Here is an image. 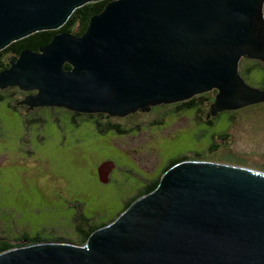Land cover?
Here are the masks:
<instances>
[{"label": "water", "instance_id": "water-1", "mask_svg": "<svg viewBox=\"0 0 264 264\" xmlns=\"http://www.w3.org/2000/svg\"><path fill=\"white\" fill-rule=\"evenodd\" d=\"M101 0H0V51L58 30ZM264 0H113L81 37L57 35L12 58L0 89L35 94L33 107L127 118L216 89V112L263 102L237 73L264 62ZM71 66L66 71L64 65ZM18 104V105H19ZM114 165L98 167L107 183ZM0 264H264V174L183 161L84 245L46 242L0 253Z\"/></svg>", "mask_w": 264, "mask_h": 264}, {"label": "rangeland", "instance_id": "rangeland-1", "mask_svg": "<svg viewBox=\"0 0 264 264\" xmlns=\"http://www.w3.org/2000/svg\"><path fill=\"white\" fill-rule=\"evenodd\" d=\"M262 16L264 20V3ZM4 58L8 62L11 57ZM241 59L240 77L247 68L259 66L250 58ZM261 75L262 70L255 71L244 80L258 89ZM10 94L16 110L7 106ZM217 94L216 89L201 94L209 101L201 106L200 115L192 110L177 113L176 104H157L127 118L91 113L95 116L87 119L86 113L80 118L71 114L72 124L64 107L26 109L28 105L19 103L29 93L0 90L4 98L0 103V237L26 231L30 238L60 237L80 245L76 215L91 224L107 223L125 198L182 157L264 174V101L213 116ZM206 113L208 119L221 114L208 125ZM97 122L101 127L119 124L123 132L100 135ZM196 154L201 157L196 159ZM104 162L114 167L108 183L102 185L98 167Z\"/></svg>", "mask_w": 264, "mask_h": 264}, {"label": "trees", "instance_id": "trees-1", "mask_svg": "<svg viewBox=\"0 0 264 264\" xmlns=\"http://www.w3.org/2000/svg\"><path fill=\"white\" fill-rule=\"evenodd\" d=\"M111 1H113V0H101V1L88 3L84 6L76 9L71 14V16L66 21V23L60 29L39 31V32L33 33L29 36H26V37H24L18 41L11 43L5 49L0 51V72L9 68L10 63L12 61V58H18L25 51L34 52V53L40 52V49H44L45 47H47L57 35L65 33V34L72 35L75 37L83 36L89 28L91 19L93 17L99 15L100 13H102L103 10L106 8V6ZM5 56H10L11 57L10 61H8V62L5 61L4 60ZM253 66L250 68H247L245 70V72L243 73V79H244V76L246 77V75H250L252 72L254 73L255 71L257 72V71L262 70L263 75H261V80L264 82V68L262 69L257 65L256 66L253 65ZM64 69L66 71H69L72 68L70 65L65 64ZM7 89L15 90L16 92L21 90L19 88L7 87V88L3 89V91L6 92ZM9 97H10V99L7 102L8 108L16 110V108H17L16 103H15L16 106L12 104L13 103L12 99H14L12 94H10ZM3 101H4V98L0 97V103ZM208 101L209 100L207 97H203L200 94V95H196L193 98L186 100L184 102L176 103L177 107H175V109H176L177 113L182 112V111L192 110L194 113L200 115L201 106H204V104H206ZM63 109L64 108H62V110ZM64 110L66 111V109H64ZM68 111H70V110H67V114H69ZM71 114H73L74 116L79 117V118L85 116L83 113H80V112H71L69 115H71ZM207 114L208 113H206L205 117L209 116ZM86 115H87L86 116L87 119L95 116V115H91V113L86 114ZM99 116H103V114L101 113V114L96 115V117H99ZM107 116H109V115H107ZM218 116H219V114L213 119L206 118L207 124L208 125L212 124V122L216 118H218ZM38 117H40V116H38ZM73 121H74V118L72 116L71 117L72 124H74ZM95 130L100 135H103V134L108 133V132H111L113 135L114 134L118 135L119 133L123 132V130L120 128L119 124H116V123L115 124L111 123L109 126L106 125V127H101V125L97 122ZM82 141L83 140L78 139L77 143L80 144V143H82ZM85 144H86V142H85ZM85 149H87V148H85ZM73 154L76 155L75 152H73ZM196 157H198L196 159H199L201 157V155L196 154ZM185 160H186V158L182 157L178 160H174V161L169 162V164L162 170L161 175L159 177L155 178L154 180L149 181V183L144 182V185L140 189H138L136 191V193L134 192L135 194H131L130 196L125 198V200L122 201V203H121L122 205H121L120 209L118 211L117 210L113 211L112 215H110L111 219L107 223L91 224V220H87L81 214L76 215L75 219L80 221V224L77 225V227L75 226L76 230H77V236H78V240H79L80 245H84L86 243V241L88 240V238L95 231H97L98 229H100V228L112 223L114 220H116L137 199H139L143 195H146V194L152 192L153 190H155L157 188L159 182H160L161 176L169 168H171L172 166L176 165L177 163L183 162ZM107 183H105V184H107ZM100 211L103 212L104 210H100ZM100 211L95 212V214L97 216H98V214L100 215L101 214ZM81 224L83 226H86V228L83 229L81 227ZM25 232L26 231H23L20 234H18L21 236L16 235V236L10 237V236H8L7 233L2 235L3 237H0V253L5 252V251L10 250V249H14V248H21V247H25L28 245H34V244H40V243H46V242H59V243H63V242L66 243L67 242V243H70L68 241V239H63L60 237H56L54 239H44V238H40L39 236H35L33 238H30L29 236L25 235Z\"/></svg>", "mask_w": 264, "mask_h": 264}, {"label": "flooded vegetation", "instance_id": "flooded-vegetation-1", "mask_svg": "<svg viewBox=\"0 0 264 264\" xmlns=\"http://www.w3.org/2000/svg\"><path fill=\"white\" fill-rule=\"evenodd\" d=\"M243 58V57H242ZM240 60H243V59H240ZM249 60H252V59H249ZM254 61V63H257L258 65H259V67L260 68H264V62L263 61H260V60H253ZM255 65V64H254ZM256 66V65H255ZM243 78V77H242ZM244 80V79H243ZM245 81V80H244ZM246 83V82H245ZM247 84V83H246ZM250 87V86H249ZM14 88H18V87H14ZM251 88H253V87H251ZM258 89L257 90H260V91H264V82L262 81V84L260 85V86H258L257 87ZM253 89H255V88H253ZM26 93H29V96H32V94L30 93V92H28V91H25ZM28 98V97H27ZM26 105V104H25ZM27 106V105H26ZM41 107H43V106H41ZM41 107H36L35 108V110H39V109H41ZM44 107H46V106H44ZM26 109H29L30 108V106H27V107H25ZM47 108H59V107H57V106H54V107H49V106H47ZM32 109H34V107L32 108ZM66 110H70V109H68V108H65ZM34 111V110H33ZM69 112V114L71 113V112H77V111H73V110H70V111H68ZM224 112H229V111H224ZM83 114H85V113H83ZM87 114V113H86ZM96 114H101V113H96ZM102 114H104V113H102ZM221 114V113H220ZM219 114V115H220ZM108 115V114H107ZM21 117H22V115H21ZM208 118V117H207ZM42 120L40 121L41 122V125H42V122L44 121L43 120V118H41ZM31 123V121H29V123L28 124H30ZM111 123H108V124H106L107 126H109ZM102 183V182H101ZM102 184H105V183H102Z\"/></svg>", "mask_w": 264, "mask_h": 264}]
</instances>
